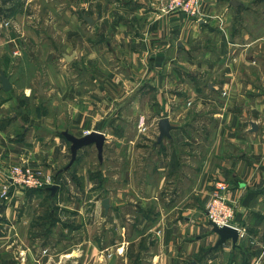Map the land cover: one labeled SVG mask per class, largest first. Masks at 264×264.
Returning a JSON list of instances; mask_svg holds the SVG:
<instances>
[{
	"label": "crops",
	"instance_id": "obj_1",
	"mask_svg": "<svg viewBox=\"0 0 264 264\" xmlns=\"http://www.w3.org/2000/svg\"><path fill=\"white\" fill-rule=\"evenodd\" d=\"M60 3L66 46L59 57L54 49L37 43L36 31L28 33L38 45L32 47L38 51L35 59L18 51L15 31L8 39L0 36V193L7 168L17 164L42 167L54 179L56 166L57 179L79 175L74 167L65 171L71 144L64 132L78 138L103 133L106 164L113 150L125 146L129 149L123 164L125 178L134 180V143L122 128L134 117L150 115H164L174 127L171 137L156 142L151 150L161 160L155 169L161 188L166 172L175 179L180 171V149L207 146L209 141L197 134L198 116L212 107L217 117L212 130L214 154L202 160L201 182L186 201L166 215L162 209L156 220L142 205L144 215L135 227L138 232L159 233L157 248L149 253L151 264H264V0H204L203 21L179 12L164 14L160 0ZM11 11L13 22H20L24 13L19 8ZM2 74L10 79L9 92L3 89ZM35 82L38 92L32 86ZM172 100L180 110H172ZM185 102L192 116L183 111ZM91 148L96 149L95 145L86 149ZM171 162L172 169L166 166ZM79 176L86 178L83 188L64 189L57 183L56 193L51 187L12 188L7 200L0 198V260L13 264L142 261L140 251L135 253L132 247L137 240L132 239L131 205L121 202L119 194L103 196L101 181L88 188L87 177ZM217 182L228 184V198L236 208L233 226L240 239L237 246L228 241L214 250L219 237L207 222L206 208ZM72 196L80 199L73 202ZM105 200H109L108 212ZM143 233L139 245L146 242ZM108 235L110 244H106ZM28 242L43 246L32 248Z\"/></svg>",
	"mask_w": 264,
	"mask_h": 264
},
{
	"label": "rangeland",
	"instance_id": "obj_2",
	"mask_svg": "<svg viewBox=\"0 0 264 264\" xmlns=\"http://www.w3.org/2000/svg\"><path fill=\"white\" fill-rule=\"evenodd\" d=\"M1 1V0H0ZM18 1V0H16ZM11 8H19L24 15L20 16L21 23L18 22V19L12 20ZM64 9V8H63ZM61 3L60 0H19L14 5L8 6L4 5L3 2H0V36H4L5 39H8L11 35V30L15 31L19 37V47L18 51L27 52V55L30 58L35 59L34 57L37 55L38 51H33L32 47L38 46L37 43L44 44L46 47L50 49H54L53 54L55 57H59L61 55L62 49H65L66 46V36L63 35L62 28H65L66 20L65 15H61ZM14 13V12H13ZM7 23V24H6ZM36 31L38 35L37 43L34 41L33 37H29L28 33ZM63 32V33H62ZM30 39L32 42H30ZM33 43V44H32ZM40 45V44H39ZM7 44L4 45L6 47ZM3 47V46H0ZM55 51V52H54ZM35 52V53H34ZM45 54V53H44ZM20 60L22 56L16 57ZM34 91L38 92L39 84L35 82L33 85ZM168 99L166 98V102ZM185 102L183 105V111L186 116H190L193 113L192 110H189L191 106ZM169 106V103H168ZM172 110L179 109L176 106L174 100L171 102ZM204 115H199V124L201 127L197 129V134L201 135V139L204 141H209L207 146H198L196 149H180L179 151V169L177 175H175V179L169 176L166 172V180L161 188H157V177L159 173L156 172V165L161 160H157L153 155L154 144L158 142V138L160 135L159 132V122L163 118H167L164 115H157L156 117L150 116H138L134 117L135 120L130 123L125 122L123 126V131L126 130L127 140L132 141L134 143L133 155L131 160L134 162L135 166L133 167V171L135 174V179L130 180L125 178V173L123 170V164L128 159V151L125 146L119 148L117 152L114 150L111 152V162L106 164L105 157L108 155L107 146L104 149L103 153V168L100 169L98 153L96 149H84L81 150L78 154L77 161L78 164L73 165L74 169H77L79 175L86 176L88 179V188L98 187L99 182L102 184L99 186L102 191V195L105 197H116L119 196L121 202H126L131 205L132 208L129 212L133 221L132 228V239H136V245L133 244V251H140L142 254V261H136L137 264H151L150 262V252H154L157 248V242L159 239V233L154 231H149L148 229L143 230L146 234V242H150L148 245L142 243V245L138 244L140 240L139 228L135 227L139 221H141L144 213L141 212L142 205L144 207H149L147 209L150 215V219H157V213L162 215H166L169 210L181 202L186 201L188 197V193H190L193 188L199 184L201 168L203 165V159H206V156L214 154V133L212 130L217 126V117H214L216 114V110L212 107L206 108ZM180 110V109H179ZM171 115V111H168V115ZM192 116V115H191ZM159 117V118H158ZM187 118V117H186ZM172 119V118H171ZM174 119V118H173ZM177 119V118H175ZM203 126V127H202ZM56 135L57 133H53ZM167 139V138H166ZM165 140V139H164ZM203 145V144H201ZM112 150V149H111ZM115 152V153H114ZM197 159L194 158V155ZM181 154V156H180ZM201 159V160H200ZM76 161V163H77ZM166 163V159L163 161ZM166 166H170L172 169V162ZM73 167L66 173H70L73 170ZM58 170V166L53 169V174L55 176V182L64 187V189L72 188H83L86 184V178H82L75 174L74 178L68 177L66 179L61 178L57 179L58 176L55 171ZM155 170V172H153ZM165 176V172H163ZM93 184V185H92ZM91 187V188H92ZM157 188V189H155ZM183 190L182 194H177L178 190ZM173 191H177L176 194H173ZM186 192V194H183ZM71 198V197H70ZM71 199L73 202L75 200L80 199V196H72ZM78 202V200H77ZM39 204V203H38ZM38 204L36 208H38ZM129 213H126L129 217ZM173 214V213H172ZM124 215L122 214V223H124ZM127 219V218H126ZM131 219V218H130ZM137 222V223H136ZM134 223H136L134 225ZM210 222H208L209 224ZM120 225V222H119ZM203 225V224H202ZM143 233V234H144ZM110 235L106 238V244H110ZM112 238V237H111ZM129 239V236L127 237ZM135 240V241H136ZM144 240V239H143ZM25 243V242H24ZM138 244V245H137ZM27 246H31L32 248L43 245H36V243H26ZM41 247H38V249ZM151 249V251H149ZM134 253V255H135ZM14 262H7L0 260V264H13ZM133 263V261H132Z\"/></svg>",
	"mask_w": 264,
	"mask_h": 264
},
{
	"label": "built area",
	"instance_id": "obj_3",
	"mask_svg": "<svg viewBox=\"0 0 264 264\" xmlns=\"http://www.w3.org/2000/svg\"><path fill=\"white\" fill-rule=\"evenodd\" d=\"M204 0H160L164 14L179 12L185 17L203 21ZM7 24V23H6ZM88 135L89 133H85ZM4 184L0 193L2 200H7L10 189L41 190L56 185L55 179L42 167L17 164L7 168ZM229 187L226 182H217L206 208V219L218 227H233L236 215L235 205L228 198Z\"/></svg>",
	"mask_w": 264,
	"mask_h": 264
},
{
	"label": "water",
	"instance_id": "obj_4",
	"mask_svg": "<svg viewBox=\"0 0 264 264\" xmlns=\"http://www.w3.org/2000/svg\"><path fill=\"white\" fill-rule=\"evenodd\" d=\"M235 6V4H234ZM89 24L94 25L95 21L91 18L86 19ZM66 59L68 61H72V57H67ZM2 83H3V89L6 92H9L12 90V85L10 83V79L6 78L5 75L2 74L1 76ZM174 129V127L171 125L168 118H163L159 122V138L158 143L160 144L164 139L171 137V131ZM253 129L256 130V126H253ZM63 136L65 139L71 144V161L69 165L66 167L65 171H69L73 165L76 163L78 154L81 150L95 145L97 152H98V158L99 161H103V153H104V146L106 142V136L103 133L98 132H92L89 135H86L82 138H78L74 135H71L69 132H64ZM58 186L51 187L50 191L52 193H56L58 190ZM104 208L108 212L109 210V200L104 201ZM209 226L212 229V233L217 235L219 237V240L216 244V246L213 248L214 250L219 249L220 247H223L228 241H232L233 245L237 246L239 239H240V233L236 228L233 227H218L212 223H209Z\"/></svg>",
	"mask_w": 264,
	"mask_h": 264
},
{
	"label": "trees",
	"instance_id": "obj_5",
	"mask_svg": "<svg viewBox=\"0 0 264 264\" xmlns=\"http://www.w3.org/2000/svg\"><path fill=\"white\" fill-rule=\"evenodd\" d=\"M3 2V4L7 5L9 3L15 2L16 0H1ZM44 231V230H42Z\"/></svg>",
	"mask_w": 264,
	"mask_h": 264
}]
</instances>
